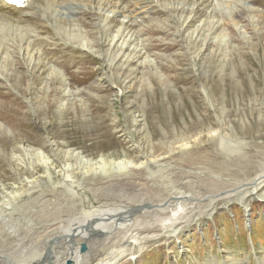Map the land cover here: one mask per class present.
<instances>
[{"label": "rangeland", "instance_id": "rangeland-1", "mask_svg": "<svg viewBox=\"0 0 264 264\" xmlns=\"http://www.w3.org/2000/svg\"><path fill=\"white\" fill-rule=\"evenodd\" d=\"M238 9L236 23L225 12L216 16L222 34L210 26L200 28L210 47L195 41L203 18L185 16L190 25L181 31L176 20L160 11L142 16L144 44L138 46L148 48L151 62L142 77L108 60V45L99 47L100 32L92 23L86 31L94 51H103L102 58L87 52L76 33L71 43L52 27L38 26L46 66L34 59L26 63L17 49H12L15 59L6 65L0 61V198L27 179L33 182L26 196L45 192L42 197H47L46 190L62 179H52L35 156L18 147L19 140L69 164L83 186L76 199L79 211L160 198L146 185L112 187L103 195L92 192L86 164L105 153L120 157L127 151L137 157L143 151L153 157L154 152L158 170L143 175L155 176L148 182L169 186L172 193L184 187L185 192L222 196L263 174L264 0H247ZM58 191L66 195L62 187ZM252 193L247 204L237 197L217 202L210 216L201 214L178 235L122 246L127 255L116 264H227L232 252L237 260L248 256L245 264H258L264 257V186Z\"/></svg>", "mask_w": 264, "mask_h": 264}, {"label": "bare ground", "instance_id": "bare-ground-1", "mask_svg": "<svg viewBox=\"0 0 264 264\" xmlns=\"http://www.w3.org/2000/svg\"><path fill=\"white\" fill-rule=\"evenodd\" d=\"M245 1L247 0H33L25 8H17L0 0V61L6 65L11 58L15 59L17 54L12 49H17L26 63L29 59H34L36 64L45 65L47 57L44 60L40 52L38 26H50L57 31L59 38L67 37L70 42L76 39L73 38L76 33L87 52L98 54L102 58L103 51L101 54L94 51L92 42L89 41L90 36L86 31V24L89 22L97 34L100 32L101 38L97 40L99 47L108 45V60L112 63L115 61L122 70L142 77L147 69L146 65H151L147 61L150 57L148 48L140 49L138 46L142 42V31L146 28L143 27L144 22L139 23L142 16L160 11L164 14L162 16L176 20L181 31L190 25L185 16L203 18L204 20H199L202 25L197 28L195 41L210 47L208 37L200 28L210 26L215 32H223L224 28L215 21L216 16L225 12L223 16L228 15L236 23L238 8H242ZM159 18L160 14L151 17L147 26H151ZM141 122L146 125L144 118ZM48 125L45 122L44 129L47 132ZM213 133L219 135V130ZM17 143L22 151L35 156L47 173L52 175V179L55 176H62V179L59 186L46 190L50 194L47 197H42L45 192L38 194L36 198V193L26 196L30 195L28 189L33 182L27 179L18 190L0 198V264H116L127 255L122 246L139 245L178 235L182 227L194 222L201 214L207 213L210 216L217 202L237 197L241 203L247 204L253 195L252 191L258 192L264 186L263 173L244 186L225 191L222 196L214 193L200 195L195 193V189L185 192L183 186V189L180 186L182 191L172 193L169 186H154L148 182L147 179L155 176L145 178L143 175L144 171L152 174L158 170L154 167L160 164V159L154 156V152L150 153L153 157L143 151L137 157L131 156L127 151L120 157L105 153L99 160H88L86 164L88 168L85 176L90 181L92 192L103 195L112 187L132 184L143 188L141 185H146L150 189H156L160 198L156 195V200L152 198L149 202L148 199H137L138 202L131 204L133 206L125 208L110 203L89 210L80 208L79 211L76 199L82 195L83 186L75 181V173L69 164H60L55 157L47 156L43 148L31 146L27 140H19ZM38 181L44 182L43 178ZM190 183L186 184L191 186ZM212 183L214 182L209 181L208 184ZM249 185H253V188H248ZM59 187L65 190L66 195H63V191L62 194L58 191ZM158 201L160 203L153 206ZM92 244L97 245L95 249ZM84 245L87 251L83 254L81 247ZM237 257L232 252L226 259L227 264H245L250 261L248 256L239 260ZM258 264H264V257Z\"/></svg>", "mask_w": 264, "mask_h": 264}, {"label": "water", "instance_id": "water-1", "mask_svg": "<svg viewBox=\"0 0 264 264\" xmlns=\"http://www.w3.org/2000/svg\"><path fill=\"white\" fill-rule=\"evenodd\" d=\"M87 250L86 246L84 245L82 248H81V251L82 252H85Z\"/></svg>", "mask_w": 264, "mask_h": 264}, {"label": "snow or ice", "instance_id": "snow-or-ice-1", "mask_svg": "<svg viewBox=\"0 0 264 264\" xmlns=\"http://www.w3.org/2000/svg\"><path fill=\"white\" fill-rule=\"evenodd\" d=\"M17 3H22V0H16Z\"/></svg>", "mask_w": 264, "mask_h": 264}]
</instances>
